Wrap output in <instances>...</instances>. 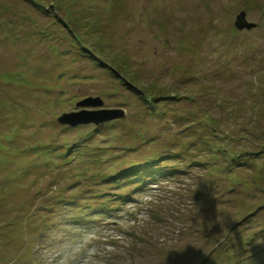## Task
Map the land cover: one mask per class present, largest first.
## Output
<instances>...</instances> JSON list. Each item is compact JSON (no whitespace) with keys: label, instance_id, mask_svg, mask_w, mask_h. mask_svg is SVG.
<instances>
[{"label":"rangeland","instance_id":"rangeland-1","mask_svg":"<svg viewBox=\"0 0 264 264\" xmlns=\"http://www.w3.org/2000/svg\"><path fill=\"white\" fill-rule=\"evenodd\" d=\"M0 264H264V0H0Z\"/></svg>","mask_w":264,"mask_h":264},{"label":"water","instance_id":"water-1","mask_svg":"<svg viewBox=\"0 0 264 264\" xmlns=\"http://www.w3.org/2000/svg\"><path fill=\"white\" fill-rule=\"evenodd\" d=\"M235 27L239 30H243L244 28L252 29L255 28V24L248 23L246 20L245 13H241L235 22ZM97 105L93 101H87L82 103L81 106L84 105ZM124 116L123 111H99V112H83V113H72L63 115L58 119V122L61 124H68L71 127H75L78 125H86V124H95L98 125L103 122H107L110 120H115L122 118Z\"/></svg>","mask_w":264,"mask_h":264}]
</instances>
